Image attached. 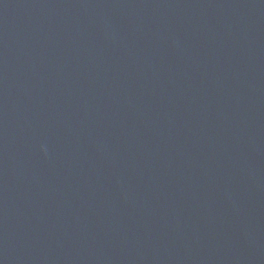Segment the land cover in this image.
<instances>
[{"label":"water","instance_id":"1","mask_svg":"<svg viewBox=\"0 0 264 264\" xmlns=\"http://www.w3.org/2000/svg\"><path fill=\"white\" fill-rule=\"evenodd\" d=\"M0 264H264V0H0Z\"/></svg>","mask_w":264,"mask_h":264}]
</instances>
